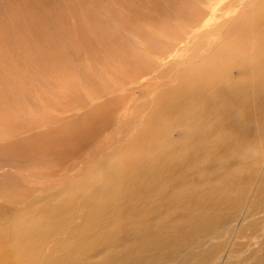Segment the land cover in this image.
Segmentation results:
<instances>
[{
	"label": "rangeland",
	"instance_id": "obj_1",
	"mask_svg": "<svg viewBox=\"0 0 264 264\" xmlns=\"http://www.w3.org/2000/svg\"><path fill=\"white\" fill-rule=\"evenodd\" d=\"M72 1L82 7L78 14L85 18V23L102 36L104 46L108 47L104 52L105 56L109 55L113 61H116L118 58L115 57L114 50L116 51L119 46L123 45L124 48L129 46L130 50L137 52L136 47L141 51L142 47L147 48L145 44H150L148 47L155 51L149 53L147 60L150 67L152 66V71L147 73L150 67L144 68L139 78L122 83L121 87H117L118 82L115 78L119 74L113 72L102 77L95 76L92 83H84L88 80L85 77L92 76L86 75L87 49L83 43L85 41L80 40L73 43V46L71 42L55 40L57 44L52 41V47L46 42L40 43L41 50L43 52L47 50L46 54L48 53L45 58L46 54L41 51V57L45 58L44 63L48 61L45 66L50 69L51 66L56 67V75L62 74V80L54 74L48 75L42 67L39 68L36 61L27 58L21 62L22 71L25 75L29 74L28 77L24 75L30 83L25 86L27 89L20 86H15L18 89L12 88L6 83V79L8 82L9 78L0 77V90L4 95L7 94V97H11L9 101L13 102L16 97H19L16 98L18 101L25 99L23 106H29L31 113L33 107L36 110L34 111L36 114L33 112L34 117L31 118H44L36 127H27L25 130H19L20 132L13 131L14 133L0 138V243H2L1 235H9L11 223L18 219L17 212L27 208L30 210L41 199H48L65 189L76 188L74 192L76 196L69 198L68 202L64 203L65 207L64 204H60V212L62 211L60 218L51 228L52 231L49 233L51 230L49 229L48 233L46 232V237L43 238L37 251V261L33 264H50L52 261L54 264H264V64L249 62L245 71L230 66L220 76V82L208 93L196 91L194 96L180 91L175 97L170 98L180 76L178 79L177 75L170 79L154 78L163 67L175 66L170 64L171 57L160 60L156 56L159 54L165 57L169 53H175L177 45L175 36L184 31L177 27L175 19L161 15L169 10L168 13L181 15L182 18H195L200 10L205 9L203 0H149L153 10L149 11L155 17L149 11L147 14L135 0V2L132 0ZM218 1L216 0V3ZM235 9V12L233 8L217 12V19L198 17L202 23L205 20L209 22L212 20L211 24L216 21L215 30L211 35L204 37L201 57L184 58L186 65H183L181 76L185 78L187 65L193 67L202 59L206 61L225 46L226 37L231 35L233 30L230 25L234 20H228L229 15L234 17L242 13L246 6L239 5ZM55 10L54 16L57 15L62 20L58 24L59 33L68 32V24L63 20L61 7ZM160 10L161 14H159ZM141 11L152 15L156 20H150L152 24L142 21V26H146H143L145 32L141 24L140 28H133L135 25L138 26L137 23H129L132 21L130 16L138 15ZM117 12L128 13L126 16L131 20L124 16V13H120L121 18H119ZM115 14L118 16L117 19ZM150 15L148 17L153 19ZM4 16L6 15L3 14V18ZM124 17L129 20L124 19L126 26L128 24L126 28H122L120 24ZM164 19L168 23L172 21L173 23L170 22L169 25L174 24L177 29L165 25ZM224 20L228 22L221 24ZM157 22L158 26H156ZM130 24L133 30H142L139 34L134 30L136 35L138 34L137 37L130 29ZM154 26L157 29H153ZM158 31L160 32L157 33ZM169 31L172 32L170 36ZM129 32H132L136 40L138 39L136 42ZM140 32L143 34L141 35ZM153 32L157 33V36ZM198 35L200 36L197 37ZM144 36L146 39L142 41ZM196 37L203 39L199 33ZM195 40L197 41V39L192 41ZM192 41L187 45L193 46ZM251 41L254 42L253 47H256L258 40ZM98 46L100 47L99 43L95 46L97 47L95 50L100 53L94 51V56H96L95 52L101 56L97 58V55L94 62L102 57L103 51L99 50ZM77 47L79 49H73ZM52 48L59 51L58 54L63 56L66 64L69 62L67 64L69 67L71 65L75 67L72 69L75 72L71 70L61 73L60 66H56L51 60ZM185 51L188 53L189 50L182 51V55L186 53ZM247 53H249L248 49ZM155 61L157 65H160V62L165 65L156 67ZM152 62L155 63V67L154 63L151 65ZM36 64L38 67L34 66ZM32 65L36 68H32ZM80 67L85 72L82 69L80 72ZM97 67L99 68L98 65ZM174 71V69L169 70L171 75ZM147 80L152 81V84L143 88ZM101 84L106 87L105 90L103 89L104 93L101 90L98 96L96 89H102ZM68 90L74 92L68 93ZM28 91L29 94H26L25 92ZM219 91L220 95H214V92ZM24 94L33 99H26ZM59 94L62 97L60 100L57 98ZM44 96L45 100H42ZM189 97L198 102L201 99L200 102H203L204 99L212 98L213 102L207 107H202L195 116L191 115V117L188 114L184 116L186 110L183 109H186ZM104 100L112 104L113 109L108 116V119H111H106L103 124L107 123L101 124L100 129L92 132L87 138L72 141L66 150L58 152L53 151L51 146L42 147V151L45 148L51 151L42 155L28 152L25 155L21 150V154L6 151L7 142L13 143L19 140L24 142L34 134L46 131L49 126L50 129L62 127L64 123L75 121L74 116L91 111L92 106L107 104V101L103 102ZM18 101L17 104L21 105L22 102ZM157 102L166 105L167 115L159 116L164 112L159 108L160 104L157 106ZM44 103L52 106L45 108L42 106ZM197 107L195 104L194 109ZM43 111L44 115L47 113L45 115L47 118L43 116ZM179 112H182V117L186 119L182 121L185 122H178L179 126L169 127V124L175 123ZM153 113L162 118L155 116L154 119ZM153 127L154 132H152ZM2 128L1 130L4 131L12 129L6 126ZM162 128L164 131L161 133ZM153 133H159L160 139L166 141L165 143L162 140L158 141L159 150L157 148L156 151L140 157L137 155L127 162L123 156L125 152L130 151L127 150L128 147L134 141L146 140L149 134L153 138L155 135ZM67 151H70L69 154ZM115 156L123 160L120 162L121 168H118L114 174L115 170L109 171L105 165ZM107 172L114 176L108 178Z\"/></svg>",
	"mask_w": 264,
	"mask_h": 264
},
{
	"label": "bare ground",
	"instance_id": "obj_2",
	"mask_svg": "<svg viewBox=\"0 0 264 264\" xmlns=\"http://www.w3.org/2000/svg\"><path fill=\"white\" fill-rule=\"evenodd\" d=\"M132 1L133 2L136 1V3H138L137 5H139V7L146 10L147 14L152 10L151 5L149 3V0H135V1L132 0ZM203 3H205V7H204L205 9H203L204 11L200 10L196 14L195 18L183 17L184 18L183 19L181 15L178 16L177 14L168 13V12H170L168 9H167L168 10L167 13H164V15H161V17L167 15L168 19H171V18L175 19L176 20L175 24H177V27L179 26V28L183 29V31H184V33L181 32L175 36V40H177L175 53H171V54L169 53L165 57H162V55L160 56L159 54H158V56H156V54H155L156 58H158L160 60L165 59L166 57H171L172 59L170 61V64L171 65L173 64L175 66L173 68H171V66L163 67V65H165L164 63L159 61L160 65H157L158 63H156V61H155L156 67L161 66V67H163V69H161L160 72L158 71L159 73L155 74L154 78L168 77L170 79V77L177 75V79H178L180 76L179 80L176 82V84L174 86L175 91L172 92V94H171L172 96L170 98L175 97V95L177 93H180V91H184V92H186V94H189V95L193 94L194 96L197 93L196 91L205 92V94L208 93L210 90L214 89L216 84H218L220 82V79H219L220 76L224 73V70H226L230 66H235V67L241 69V71H245L249 65V62L250 63H257V64H261V65L264 64V0H221V2L219 0L217 3H216V0H203ZM58 5H61L60 7H61L62 12H63V14H62L63 20L66 21L68 24V32L66 31L63 34L59 33V31H58V29H59L58 24H59L61 18L57 15L54 16L55 14H53L54 10L56 8H60ZM195 5L196 4H194V6ZM239 5L240 6H246V9L242 13H240V14L238 13L234 17H231L229 15L228 20H230V21H232V19L234 20V21H232V24L230 25L233 27V30L231 32V35H228L226 37L225 46H223L219 51L215 52L213 55L208 57L206 59V61H204V59H202L199 63H197L193 67L190 65H187V71L184 72V75H186L185 78L183 76H181V73H182L181 71H183V65H186L184 63V58L194 57V56H195V58L201 57L202 56L201 55L202 54L201 49L204 46V42H205L204 37L207 35H211L215 30L216 21H213V23L211 24L212 20L210 22H209V20H205V22L203 21L204 23H202L199 21L201 19H198V17L203 18L206 16L208 19H217L218 18L217 12H223L224 9L229 10L230 8H233L234 12H235L236 11L235 7H237ZM158 7L159 6H157V8ZM81 9H82V7H80L79 4L77 5L76 2L74 3V1H72V0H0V77H2L4 79L9 78L8 82L6 79V83L8 85L12 86V88H15V86H17V87L20 86L23 88L25 86L27 87L30 83H29L28 79L26 77H24L25 72L22 71V66H21V64H22L21 62L23 61V59L27 58L28 60L32 59V60L36 61L39 68L42 67L44 72L48 73V75L54 74L55 76L59 77L60 80H62V78H63L62 74L56 75L57 74L56 73V67L51 66V69H50L47 67V65L45 66V64L48 62L47 61L46 63H44L46 61L45 58L47 57L48 53L46 54L47 50L46 51L44 50L45 52H43L41 50L42 48H40V45H41L40 43L46 42L48 45H50V47H52L53 46L52 41L54 42L55 40H58V42L68 41V42H71L72 45H73V43H76L80 40H84L85 42H83V43H85V45H86L85 48L87 49V53H86L87 54L86 55L87 62L85 65L86 70H87L86 75H92L90 77H88V76L85 77V78H88V80L86 82L84 81V83H87V82L92 83L93 82L92 79L95 78V76L96 77L97 76L102 77L104 74H107L109 72L110 73L113 72V74L114 73L119 74L118 76L114 75L116 78V81L118 82L117 87H119V86L121 87L122 83H126V82L133 80V79L139 78L141 75V71L144 68L150 67V63H147L149 53H155V51L152 50L153 48L148 47V46H150V44L149 45L145 44L147 46V48L144 49V47H142L143 50H141V51H139L138 47H136L137 52L135 50H130L128 43H127L128 48L127 47L124 48L123 45L121 44L122 46H119V48H117L116 51L114 50V52H115L114 55H115V57L117 56L116 58H118V60L113 61L111 59L112 57L110 58L109 55L105 56L106 53H104V52L108 49V47H106V45L104 46V43L102 41V36L100 35V33L97 32L92 27H89L87 25V23H85V18L80 17V15L78 14ZM106 9H108V8H106ZM179 9H180V7H179ZM106 12H107V10H106ZM159 12H160L159 14H161V10ZM195 12H197V11H195ZM55 13H56V10H55ZM117 13H119V12H117ZM120 13H124V16H126V14H128L126 12H120ZM120 13L117 14V15H119V18H121ZM177 13H178V11H177ZM184 13H186V12H184ZM190 13H191V11H190ZM3 14L6 15V16H4V18H3ZM147 14L144 13V11H141V13L138 15H136V14L131 15V16L129 15L132 18V21L129 23H131V24L137 23L138 26L135 25V26H133V28H136V27L138 28L139 25L141 23H143L142 21H144L146 24H148V23L152 24L150 20H154V18L152 17L153 14L152 13H151L152 15L149 14L150 17L153 19H150L148 17L149 15H147ZM59 15H60V13H59ZM117 15H116L115 19H117V17H118ZM220 15H222V14L220 13ZM85 16H87V15H85ZM126 17H124L123 20L120 21V24H122V26H123L122 28H126L128 26V24L126 26V24H125L126 22L124 21V19L127 21L131 20L130 17H129L130 19L127 17L129 20ZM119 18H118V21L120 20ZM165 20L166 19H164L163 21H165ZM228 20L222 21L221 24L228 22ZM154 21H156V20H154ZM114 22H115V20H114ZM132 22H134V23H132ZM165 22H164V24H165ZM170 22H172V21H170ZM167 23L168 22H166L165 25H169V23L168 24ZM131 24H130V29L133 30V28L131 27L132 26ZM161 24H163V23H161ZM64 25H65V23H64ZM143 26H145V25H143ZM143 26L141 24L142 30L144 31L146 26L144 28H143ZM156 26H158V22H157ZM171 26L174 27V24H172ZM177 27H176V29H177ZM174 28H171V29H174ZM179 28H178V30H179ZM194 28H196V29H194ZM200 28H202L201 31H199ZM153 29H157V27H155ZM142 30L140 29L139 31L142 32ZM158 30H159V28H158ZM135 31L139 34L138 30H135ZM135 31H134V33H135ZM141 32H140V34L142 35L143 33H141ZM155 32H156V30H155ZM155 32H153V33L156 34V36H157V33H159L160 31H158L157 33H155ZM123 33H126V32L123 31ZM198 33L201 34V37L203 38L202 40L197 38L200 35H198L196 37V35ZM129 34L132 35V32H129ZM171 34H172V32L169 31L168 35L170 36ZM175 34H176V31H175ZM126 35H127V33H126ZM135 35H136V33H135ZM137 35H136V37H137ZM148 36L150 37V35H148ZM132 37H134V35H132ZM136 37H134V39H133V41H135V42L138 40V39L137 40L135 39ZM126 38H127V36H126ZM142 39H144L142 41H145L146 37L142 38ZM193 39H197V41L195 40V42H193L192 41ZM252 39L258 40L256 42V47H253L254 42L251 41ZM191 41L194 43V45L191 44L193 46H188L187 44L190 43ZM156 42L157 41L155 40V43ZM55 43L57 44V41H55ZM97 43H99V45H100V47L98 46V49L102 50L104 55L102 53V57H100L99 60L94 62V59H97L100 55V54H97L100 52H97V50H95V49H97V47L95 48ZM114 43H115V41H114ZM152 43H154V42H152ZM78 44H76V46ZM124 44L126 45V43H124ZM101 46H102V48H101ZM167 46L168 45H166V47ZM158 47H159V44H158ZM158 47H156V49ZM53 48H55V47H53ZM167 48L169 49V47H167ZM55 49L51 50V53L53 55L51 60H53L56 63V66H60V69L62 70L61 73L63 71L69 72L73 68H75L74 66L69 64V65H71L70 66L71 68H70L67 65L69 62L66 61L67 62V64H66L63 56H61V54H58L59 51H56ZM73 49H79V48L77 47V48H73ZM247 49L249 50V53H247ZM57 50H58V48H57ZM162 50H165V49H162ZM184 50H189V51H188V53L185 51L186 53L184 55H182L181 52ZM41 51L44 54H46L45 58L41 57ZM74 51H77V50H74ZM94 51L97 52V53L95 52V55L96 56L98 55L97 58H95L96 56H94ZM79 52H81V50ZM43 53H42V55H43ZM112 56H113V54H112ZM213 57H220V58H213ZM168 60H170V59H168ZM24 62H26V61L24 60ZM153 63L154 62H152L151 65ZM155 63L153 65L154 67H155ZM37 64L34 66L38 67ZM25 65H27V64H25ZM97 65L99 66V68L97 67ZM34 66L32 68H36ZM85 67H83V68H85ZM151 67L147 71V73L151 70ZM52 68H55V70H53ZM168 68H169V70H171V69L175 70L173 75L170 74L171 71L169 72V70H167V71L165 70ZM80 69H82V68L80 67L79 70ZM189 69H191V70L189 71ZM82 70H84V69H82ZM40 72H42V71H40ZM73 72H75V71H73ZM80 72H81V70H80ZM84 72H85V70H84ZM88 72H91V73H88ZM67 74H70V73H67ZM28 75H25V76L28 77ZM64 76L66 77L67 75H64ZM11 77H15V79H10ZM16 78H17V80H16ZM154 81H153V84H155ZM150 83L152 84V81L150 82L149 80H147V82L144 84L143 88H147L146 86L149 85ZM101 85L103 87V84H101ZM149 86H151V85H149ZM17 87L15 89H18ZM105 87L106 86H104L102 89L101 88L96 89L97 95H98V93H101V92L104 93L103 89L105 90ZM71 88H72V86H71ZM72 89H74V88H72ZM3 90H4V88H3ZM19 90H21V89H19ZM69 92L72 93L74 91L68 90V93ZM25 93L29 94V91L25 92ZM37 93H38V91H37ZM205 94H203V95H205ZM220 94H221L220 91L214 92V95H220ZM6 95H4L3 91L0 90V136H3L0 138H4V136L9 135V133H12L13 131L20 132L22 129L25 130V128H27V127L33 128V127H36V125H39L42 123V119H44L43 117H42V119L41 118H39V119L31 118V116L34 115L33 112L36 111V110H34L35 108L33 107V105L31 103H28V104L32 105V107H33L32 113L30 110L31 108L30 109L28 108L29 106H26V107L23 106V103H24L23 100H25V99H23L22 101H20V100L18 101V99H16V98H19V97L14 98V100L12 98L11 100H13V102L14 101L16 102V103H13L12 101L8 100L11 97H7L8 95L7 96ZM19 95L21 96L20 93H19ZM56 95H58V94L56 93ZM69 95L71 96V94H69ZM39 96H42V95H39ZM70 96H68V97H70ZM25 97H26V95H25ZM60 97H61V95L59 94V96L57 98L60 100ZM211 97H212V95H211ZM40 98L42 99V97H40ZM189 98L190 99L188 101V105H186V109H183V111L186 110L183 113L184 116L187 114L190 116L191 115L195 116V113L198 112L202 107L203 108L207 107L213 102V99L210 97H209L210 99H204L203 102H200L202 99L198 102V101H194V98H191V97H189ZM26 99H30V96H29V98L26 97ZM32 99H30V100H32ZM42 100H45V96L43 97ZM166 100L167 99H165V101ZM17 101L22 102L21 105L17 104ZM38 101H40V99ZM106 101L107 100H104L103 102H106ZM25 102H27V100ZM42 102H44V101H42ZM108 102L109 101H107V104L101 103L102 105H98L96 107H94L95 105L92 106L91 111H88V112L80 115L81 117L77 115L78 119H77V116L76 117L74 116V118L76 119L75 121H72L70 123H64L62 127H57V128L51 127L52 129H50V126H49V129H47V130L45 129L46 131H44V132L36 133V134L33 133L34 134L33 136H31L32 135V133H31L30 139H28L24 142L20 141V140L18 142L17 141L14 142L12 140L13 141V143H12L9 141L5 145L6 151L14 152L16 154L18 152L20 153L22 151V152H25V155L27 152L28 153H35L37 155L38 154L42 155L46 152H51L49 150H46V148L43 149V151H42V149H41L42 147H50L51 146L53 151H58V152H60L62 150H66L67 148L70 147L69 144L72 143V141H74L76 139L79 140L80 138L85 139V137L87 138L92 132H95V130L100 129V127L102 126L101 124H103L105 122V120L108 119L109 113H110L111 109H113L112 104L111 103L108 104ZM160 102H157V106L161 105L159 108L164 113L159 114V116L162 115V117H163L164 114H166V115L168 114V110H167L166 105H163ZM62 103H64V102H62ZM168 103H169V101H168ZM14 104H16L17 106ZM50 104H51V102H50ZM50 104L48 105V103H44L42 106L45 108H47V107L49 108V106L50 107L52 106ZM195 104L198 106L196 109H194ZM63 106H62V108H63ZM70 106H69V108H70ZM72 106H73V104H72ZM37 107H38V105H37ZM55 107L57 108V106H55ZM55 107H53V108H55ZM58 108H60V107H58ZM73 108H74V106H73ZM159 108H158V110H159ZM39 110H41V109H39ZM156 110H157V108H156ZM59 111H60V109H59ZM156 112L160 113L159 111H156ZM34 113L36 114V112H34ZM42 113H43L44 117L47 114L46 113L44 115V111ZM181 113L182 112H179L177 114L175 123L169 124L170 125L169 127H171V125L172 126H179L178 122L182 123L183 122L182 120H186L184 116L182 117ZM36 116H38V115H36ZM36 116H35V118H36ZM155 116L156 115L154 114V117H153L154 119H155ZM26 117L27 118L30 117V118L27 119ZM156 117H158V114ZM162 117H158V118H162ZM45 118H47V116ZM49 119H51V118H49ZM110 119H108V120H110ZM194 119H193V121H194ZM45 120H47V119H45ZM189 121L190 120H188V122ZM195 121H196V119H195ZM158 123H159V121H158ZM45 124H48V123H45ZM105 124H103V125H105ZM109 124L110 123H108V125ZM27 125H29V126H27ZM187 125H189V124L187 123ZM3 126L12 127V129L10 131L9 130H7V131L1 130V129H3L2 128ZM31 126H33V127H31ZM43 126H45V125L43 124ZM184 126H186V124ZM190 126H192V125L190 124ZM40 127H42V125ZM149 129H151V128L149 127ZM160 130L162 133L164 131V128H162ZM27 132H29V130ZM152 132H154V127L152 128ZM189 132L192 133L193 131H189ZM159 133H157V134L153 133V134H155L153 136V138L149 134L147 139L143 140L142 142H135L134 141L127 149L130 151L125 152V154L123 156L125 158V160L127 162H129L130 160L135 158V156H137V155L140 157L141 155H145V154L156 151L158 146L160 145V143H158V141L160 142L162 140L159 137L160 136ZM5 138H7V137H5ZM91 138L93 139L92 136H91ZM162 142H164V141L162 140ZM78 144H76V145H78ZM159 148H158V150H159ZM65 152L66 151H64V153ZM67 152L69 154L70 151H67ZM122 160L123 159L118 158V156L117 157L115 156L112 160L110 159V161L107 162L105 167L109 171L111 169H114L115 170L114 174H115L116 171L118 170V168L119 169L121 168L120 162ZM107 173H108V175L107 174L106 175L108 176V178H111L114 176V174H109V172H107ZM73 187H75V186L73 185ZM75 189L76 188L65 189L64 191H61L60 193L55 194L48 199H45V200L41 199L40 202H37L36 204H34L30 210H29V208H27L23 211L17 212L18 219H15L14 221L11 219L13 222L11 223L10 228H9V235H1L2 243H0V264H33V262L37 261V251L40 247V244H41L43 238L46 237L45 236L46 232L49 229L53 228V226L58 222V220L60 218V214L62 212V211L60 212V207H61L60 204L63 205L64 203L68 202L69 198H71L73 196L75 197L76 196L74 193ZM7 197H9V196H7ZM10 198H11V196H10ZM73 198H72V201H73ZM70 202H71V200H70ZM70 202H69V204H70ZM64 207H65V204H64ZM62 208H63V206H62ZM66 208H68V207H66ZM51 231H52V229L49 231V233ZM70 255H72V254H70ZM10 260H12V261L10 262ZM50 264H54V261H52Z\"/></svg>",
	"mask_w": 264,
	"mask_h": 264
}]
</instances>
